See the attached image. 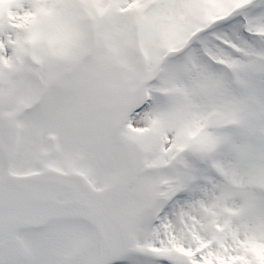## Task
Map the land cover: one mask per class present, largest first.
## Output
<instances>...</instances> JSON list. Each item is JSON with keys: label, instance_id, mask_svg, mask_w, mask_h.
I'll use <instances>...</instances> for the list:
<instances>
[{"label": "snow or ice", "instance_id": "snow-or-ice-1", "mask_svg": "<svg viewBox=\"0 0 264 264\" xmlns=\"http://www.w3.org/2000/svg\"><path fill=\"white\" fill-rule=\"evenodd\" d=\"M0 264H264V0H0Z\"/></svg>", "mask_w": 264, "mask_h": 264}]
</instances>
